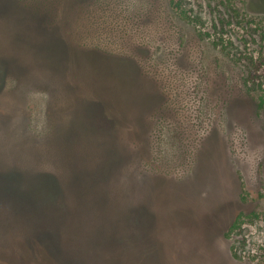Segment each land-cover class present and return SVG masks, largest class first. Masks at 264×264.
Returning <instances> with one entry per match:
<instances>
[{"label":"rangeland","instance_id":"1","mask_svg":"<svg viewBox=\"0 0 264 264\" xmlns=\"http://www.w3.org/2000/svg\"><path fill=\"white\" fill-rule=\"evenodd\" d=\"M0 264H264V0H0Z\"/></svg>","mask_w":264,"mask_h":264},{"label":"trees","instance_id":"2","mask_svg":"<svg viewBox=\"0 0 264 264\" xmlns=\"http://www.w3.org/2000/svg\"><path fill=\"white\" fill-rule=\"evenodd\" d=\"M236 226H238L237 223L234 225V228H235Z\"/></svg>","mask_w":264,"mask_h":264}]
</instances>
